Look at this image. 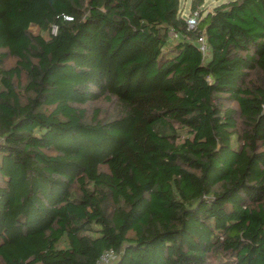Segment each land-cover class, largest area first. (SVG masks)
Here are the masks:
<instances>
[{
	"label": "trees",
	"instance_id": "1",
	"mask_svg": "<svg viewBox=\"0 0 264 264\" xmlns=\"http://www.w3.org/2000/svg\"><path fill=\"white\" fill-rule=\"evenodd\" d=\"M180 2L0 0V264H264V0Z\"/></svg>",
	"mask_w": 264,
	"mask_h": 264
},
{
	"label": "rangeland",
	"instance_id": "2",
	"mask_svg": "<svg viewBox=\"0 0 264 264\" xmlns=\"http://www.w3.org/2000/svg\"><path fill=\"white\" fill-rule=\"evenodd\" d=\"M192 0H181L180 2V7H181V13L183 15H187L189 13V7L191 5ZM228 0H202V4L199 6V14L200 11L202 14L211 11L216 5L226 2ZM31 31L33 33H38V29L35 27H31ZM46 37V36H45ZM174 42V41H172ZM169 44H172L171 42ZM14 63L13 59H9L6 62V66H12ZM87 111H88V116L94 115L95 111L98 110L99 113V118H108L116 113V105L111 104L107 101H101L99 103H94V104H89L86 106ZM178 134L180 136V139L186 136L185 130H181L180 128L178 129Z\"/></svg>",
	"mask_w": 264,
	"mask_h": 264
},
{
	"label": "built area",
	"instance_id": "3",
	"mask_svg": "<svg viewBox=\"0 0 264 264\" xmlns=\"http://www.w3.org/2000/svg\"><path fill=\"white\" fill-rule=\"evenodd\" d=\"M183 18L186 22V27L188 31H195L197 29V24L199 20V10L196 9L187 15H183ZM178 35L174 32L170 33V39L175 40ZM196 44L198 50L201 52L203 59L206 60L209 57V47L206 42V38L203 34L198 36L196 40ZM119 255L114 250H107L103 252L98 259L96 260L95 264H116L118 261Z\"/></svg>",
	"mask_w": 264,
	"mask_h": 264
}]
</instances>
